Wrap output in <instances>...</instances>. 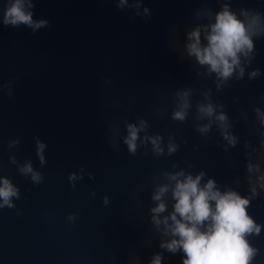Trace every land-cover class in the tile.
<instances>
[{"label": "water", "instance_id": "95a60500", "mask_svg": "<svg viewBox=\"0 0 264 264\" xmlns=\"http://www.w3.org/2000/svg\"><path fill=\"white\" fill-rule=\"evenodd\" d=\"M6 2L0 0V183L9 179L20 195L11 198L14 208L0 209V264H151L156 253L161 264H182V251L160 247L170 237L151 212L165 183L159 215L172 212L175 181L165 173L181 169L203 171L201 183L214 179L221 191L251 195L256 186L248 212L261 233L247 238L259 249L252 264H264V189L257 182L264 123L256 111L264 113V36L254 38L250 62L241 56L243 78L234 73L226 83L186 48L197 26L206 43L204 29L214 22L206 10L228 3L237 14L261 12L264 22V0H127L121 7L119 0H33V19L49 22L35 33L2 24ZM255 69L260 75L250 79ZM183 91L191 106L181 122L172 113ZM208 102L228 117L235 146L215 116L198 118V104ZM141 120L147 128L132 155L123 138L127 125ZM208 123V132L198 131ZM156 135L162 156L145 141ZM37 139L45 144L43 164ZM169 143L179 146L171 155ZM29 162L43 176L38 185L19 171ZM81 169L71 186L69 173Z\"/></svg>", "mask_w": 264, "mask_h": 264}, {"label": "clouds", "instance_id": "9594fccd", "mask_svg": "<svg viewBox=\"0 0 264 264\" xmlns=\"http://www.w3.org/2000/svg\"><path fill=\"white\" fill-rule=\"evenodd\" d=\"M127 3V0H119L118 7ZM33 0H7L2 9V24L4 26L20 27L24 25L36 30L46 27L49 22L45 19L34 20ZM148 9H145L147 12ZM209 16L214 15V22L209 23L204 29V39L201 40V26L193 28L188 34L186 45L189 56H194L201 66H207L209 74L215 73L219 82H228L236 74L237 79L244 76V67L241 66V56L250 62V56L254 51V38L264 36V22L259 11L241 8L239 14L230 9L228 3H224L221 9L214 14L206 10ZM238 70V71H237ZM260 75L259 69L253 70L249 76L254 79ZM219 87V84L217 85ZM11 95V93H9ZM190 93L183 91L178 93V109L172 113V119L183 122L191 104ZM198 118H211L219 122L222 134L228 144L235 146L237 139L226 129L229 127L228 117L220 112L216 114V106L211 103L198 104ZM264 123V113L256 110ZM147 128V123L141 120L139 125L129 123L127 136L123 142L127 145L128 152L135 155L139 133ZM210 130V123L198 126V131L206 133ZM150 140L152 151L156 156L164 155L162 137L159 135L145 137ZM14 141L13 143H17ZM37 143V155L41 164L45 163L43 150L45 144L39 139ZM178 145L169 143L167 154L171 155L178 150ZM15 162V161H13ZM259 172V166L248 164V171ZM24 176H31L35 184L43 181L40 172L33 169L32 164L26 163L19 168ZM81 175L72 172L68 175L71 186L75 187V181L82 179ZM90 178H93L91 173ZM205 173L201 171L195 176L186 173L183 169L174 173H165L168 181H175L171 188L174 200L172 212L160 217L159 214L166 211V203L162 199L169 191V184H161L154 192L152 199L158 203L151 209L152 221L157 229L163 224V235L170 239L163 240L160 244L162 249L172 254L183 253L182 264H252L258 255L259 249L253 246L247 237L259 235L261 225L248 212L252 199L259 196L256 186H252L251 195H241L238 191L228 189L221 191L214 179H208L201 183ZM260 189H264V175L257 177ZM19 190L9 179L3 178L0 183V209L7 206L14 208L12 197L19 198ZM104 203L108 198L104 197ZM69 220L74 219L70 214ZM161 254L153 256L151 264H161Z\"/></svg>", "mask_w": 264, "mask_h": 264}]
</instances>
